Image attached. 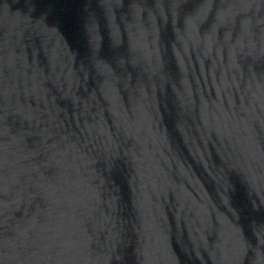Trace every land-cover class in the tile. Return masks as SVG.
Here are the masks:
<instances>
[{
	"label": "water",
	"instance_id": "95a60500",
	"mask_svg": "<svg viewBox=\"0 0 264 264\" xmlns=\"http://www.w3.org/2000/svg\"><path fill=\"white\" fill-rule=\"evenodd\" d=\"M0 264H264V0H0Z\"/></svg>",
	"mask_w": 264,
	"mask_h": 264
}]
</instances>
